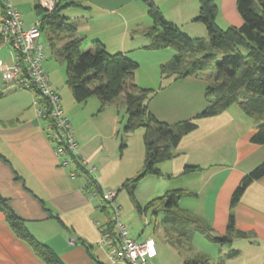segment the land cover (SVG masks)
Masks as SVG:
<instances>
[{"label": "crops", "instance_id": "1", "mask_svg": "<svg viewBox=\"0 0 264 264\" xmlns=\"http://www.w3.org/2000/svg\"><path fill=\"white\" fill-rule=\"evenodd\" d=\"M52 1L56 4L61 0ZM62 1L79 2L64 8L62 14L77 23L74 37H81L82 42L84 38H91L86 48H90L94 40H99L110 53L122 52L136 61L138 68L147 67L146 77L135 76V82L142 88L156 90L148 106L158 120L174 124L192 119L207 106V88L214 83L216 71L208 70L179 79L161 75V64L170 61L174 52L150 47L154 38L147 36L144 30L153 24V19L144 0ZM152 1L168 21L191 35L186 27L199 22L196 17L200 0ZM214 1L218 6V25L239 27L243 24L238 0ZM14 3L23 15L26 27L41 19L37 12L40 0H14ZM70 7L75 10L74 13L65 14ZM1 15L0 5V20ZM91 25L95 26L94 29ZM89 29L91 32H88ZM205 29L202 28V34L206 31L208 34ZM44 31L41 28L40 42L43 41ZM48 47L52 52L50 45ZM146 55H159V59L152 65L143 63L139 57ZM0 60L8 64L16 60L15 50L1 37ZM43 63L54 88L61 95L62 106L74 128L79 155L86 160L87 167L95 166V176L102 188L114 190L119 186L118 174L112 172L114 177L107 178L105 172L117 147L113 128L118 115L113 101L103 109L101 101L94 100V96L83 102L76 101L69 94L67 81L50 75L49 70L55 71V66L48 61ZM38 98L34 90L7 87L0 70V199L23 218L32 234L53 249L66 264H117L110 259L108 243L101 242L100 229L102 226L109 227L112 216L102 210V199L88 188L87 177L79 170L75 160L66 167L60 165V158L47 136L48 119L38 113ZM90 99H93L91 106ZM195 122L197 127L182 137L175 149L176 155L159 164L161 175H149L169 179L171 184L173 179H180L167 191L181 189L186 192L178 199L179 207L205 221L213 234L228 236L230 215L234 214L236 232H232L230 238L232 247L240 252L228 259L226 264H264V176L254 180L238 203L233 208L231 206L232 194L242 178L264 161V144L251 140L257 125L239 104L231 105L218 115L198 118ZM228 151L231 152V159L228 158ZM120 152L124 154L125 151ZM143 153L144 165L145 151ZM119 156L122 158L121 154ZM188 165L201 169L184 172ZM182 199L192 200L189 202L191 205H180ZM238 231L251 236L244 237ZM198 234L212 244H219L211 242L201 233H196L193 239ZM166 235L167 230H163L167 242ZM73 237L75 241L71 242ZM149 238L152 236L146 239ZM229 249L221 245L218 256ZM161 251L163 254V250L157 247L158 253L151 260L156 262ZM154 262L152 264H156ZM0 264H48L15 233L1 208Z\"/></svg>", "mask_w": 264, "mask_h": 264}, {"label": "trees", "instance_id": "2", "mask_svg": "<svg viewBox=\"0 0 264 264\" xmlns=\"http://www.w3.org/2000/svg\"><path fill=\"white\" fill-rule=\"evenodd\" d=\"M153 24L144 30L154 38L152 48L170 49L173 58L161 64V74L174 79L199 74L207 70L216 71V79L207 88V106L194 118L169 124L158 120L149 110V100L155 89L142 88L135 82L138 63L122 52L110 53L104 44L94 40L90 48L82 47V38L74 37L77 23L62 14V10L77 1L56 2L52 10L37 7L41 16V28H48V42L54 55L66 64L67 84L76 101L83 102L92 96L101 101V109L119 96L126 98L128 120L125 135L143 128L145 144L144 165L136 175L126 179L135 184L149 174L161 175L159 164L174 157L175 149L182 137L197 127L196 119L215 116L233 104H239L243 111L257 125L251 140L264 144V0H238L237 6L244 22L237 27H221L216 22L218 6L214 0H200L196 21L208 30V37H192L180 26L168 21L152 0H144ZM0 5L1 0H0ZM1 37V35H0ZM2 38V37H1ZM215 61L217 63H215ZM60 94V93H59ZM61 96V95H60ZM126 145L122 141V148ZM87 164L77 162V167L88 181V188L102 199V210L108 212L104 199L105 190ZM199 166L188 165L184 172L200 170ZM264 176V161L246 174L231 197L232 208L238 203L246 188L256 179ZM126 181L124 186H130ZM181 189L170 190L155 198L165 204L166 211L162 225L167 230L166 240L183 256L182 264H226L228 259L239 254L232 247L230 235L236 232L235 216L232 213L228 223V236L213 234L211 227L199 217L182 210L178 199L185 194ZM151 200L146 208L151 205ZM139 209L141 205L137 204ZM0 208L15 233L25 240L35 253L48 264H66L48 245L38 240L27 227L25 220L16 215L0 199ZM52 216H54L51 213ZM109 226H112L111 221ZM196 233L208 240L230 247L213 261L207 254L196 251L191 241ZM244 237L251 235L243 231Z\"/></svg>", "mask_w": 264, "mask_h": 264}, {"label": "built area", "instance_id": "3", "mask_svg": "<svg viewBox=\"0 0 264 264\" xmlns=\"http://www.w3.org/2000/svg\"><path fill=\"white\" fill-rule=\"evenodd\" d=\"M1 4L0 35L16 52V60L12 64L0 60V70L6 86L37 92L40 102L38 113L48 119L47 136L56 156L60 158L61 166H68L72 160L87 164L79 155V143L74 128L43 63L45 47L38 40L41 19L26 27L23 15L15 6L14 0H1ZM40 4L47 10L55 7L52 0H40ZM89 168L91 171L95 170V166ZM116 194L114 190L104 192V199L113 204L115 215L111 217V227H101V242L108 243L109 256L114 263L151 264L150 260L158 253L156 241L154 238L139 241L130 236L127 227L120 221L119 207L113 203ZM70 241H75V237Z\"/></svg>", "mask_w": 264, "mask_h": 264}, {"label": "rangeland", "instance_id": "4", "mask_svg": "<svg viewBox=\"0 0 264 264\" xmlns=\"http://www.w3.org/2000/svg\"><path fill=\"white\" fill-rule=\"evenodd\" d=\"M163 7L166 11L169 12V10H167L165 6ZM74 11L75 10L70 7L67 8V11H65L64 13L67 15H71L72 13H74ZM169 15L170 14H168V17ZM91 26L94 29L95 26ZM203 27L205 29V26L201 22H197L195 24L192 23L191 25L186 27V29H188L192 37H208L207 31L206 34H202L204 33L202 32ZM133 28L134 26L131 27V29ZM88 32H91V29H89ZM46 38H48V28H46L44 31L42 42L46 47L44 62L46 63V61H48V64L55 66V71L49 70V73L52 77L55 75L58 79L67 81L66 64L62 58H59L57 56L55 57L52 54L48 47L49 45ZM90 42L91 38H84L82 47L87 49V44H90ZM139 59H142L143 63L152 65L155 64V61L159 59V55H146L141 56V58L139 57ZM215 63L217 62L215 61ZM149 70L151 71V69ZM146 71V66L139 67L135 72V76H140L144 79L147 74ZM68 89L69 94L73 96L69 86ZM93 98L94 100H100L96 96H94ZM91 100L93 99H90L89 106L92 105ZM113 106L115 108L116 114L118 115V120L115 122L113 128V130H115V142L117 144V147L115 148V156L110 160L108 169L105 170V172L107 178L114 177V175L118 174L119 180L117 181H119V186L114 189V191H116L117 193V196L113 203H115L119 207L118 211L120 213V221L127 227L132 238L139 241H144L146 240V238L152 236V238H154V240L156 241L158 249L160 247L163 250V254L161 251L159 257H157V260H155L156 262H154V260L150 261L151 264L153 262L156 264H181L182 256L179 255L178 251L173 246L165 241V238L163 236V230H166L165 226L162 225V218L166 211L165 204L160 202L159 200H154L155 198L162 196L167 191V189H169L170 185H176L180 179H173L171 184V181H169V179L160 178L156 175H147L137 182L136 187L134 188V193L131 194V191L134 187L133 184L135 183L126 180V178L136 175L137 171H140V167L143 165L142 157H144L143 152L145 151L143 136L144 129L142 127L138 128L134 132H132L130 136H124V128L128 120V113L126 112V98L124 96L117 97L113 101ZM123 140L125 141L126 145L122 148L121 145ZM108 142H111L110 137L108 138ZM121 150L125 151L124 154L120 152ZM227 153L229 158L231 152L228 151ZM120 154L122 158H120ZM112 172H114L113 176L111 174ZM112 179L114 180V178ZM126 181L129 182L130 186H124V183ZM151 200L153 201V203L149 205L148 208H146V205H148ZM191 201L192 200L182 199L180 205L188 207L191 205V203L189 204V202ZM137 204L141 205L142 209H139L137 207ZM107 205L109 217L115 215L113 204L109 202ZM191 244L196 251L207 254L213 261H215L218 257L219 248L222 245L212 244L200 234L196 235L195 239H192ZM160 259L162 260V262H160Z\"/></svg>", "mask_w": 264, "mask_h": 264}]
</instances>
